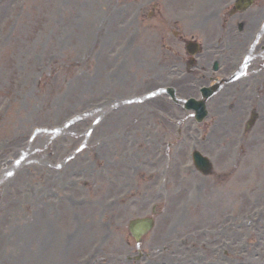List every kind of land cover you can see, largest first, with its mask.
<instances>
[{"label":"rangeland","instance_id":"374dc122","mask_svg":"<svg viewBox=\"0 0 264 264\" xmlns=\"http://www.w3.org/2000/svg\"><path fill=\"white\" fill-rule=\"evenodd\" d=\"M126 3L129 8L119 14L116 10L125 6V0L0 2V102L10 99V113L0 125V140L5 143L8 136L17 133L20 145L11 153L10 162L0 158V176L7 168L14 172L10 185L5 187L7 194L0 197V260H5L4 264H112L115 259L123 264H144L151 259L156 264H177L179 258L173 257L181 255L184 260H192L187 264H201L206 261L202 259L205 254L196 246L209 245L211 261L219 240H228L239 248V244H248L250 253L257 248L264 251V216L256 218L258 215L251 209L254 201H250L255 192L264 191V171L259 172L258 167L264 169V145L255 140L264 130V123L251 131L243 150H236L233 137L231 141L219 139V128L225 122L221 116L215 119L210 143L203 148L213 163L210 175L189 176L178 164L166 170L165 163L156 162L150 176H146L150 166L133 171L134 165L142 163L134 153L137 148L157 156L159 152L150 150L145 143L152 134L153 142L165 137L164 118L153 98H146L152 89L148 78L157 70L144 63L150 58L153 63V46L158 45L145 31L137 48L125 51L131 35L127 33L128 14L134 5L132 0ZM119 62L123 67L117 69L114 77L110 70ZM107 96L141 98V102L123 105L126 108L117 111L111 108L113 111L107 110L100 117L103 112L99 100ZM87 109L93 115L82 113ZM69 116L73 122L61 127ZM54 120L61 132L55 134L51 130V138H29L33 132L31 121L51 125ZM211 120L210 115L208 121ZM232 129L237 131L230 122L229 133ZM60 133L65 137L58 139ZM239 151L241 156L235 163ZM35 152H40L38 158L34 157ZM161 152L163 157L172 155L171 150ZM248 153L251 159L243 163ZM122 156L127 158L125 166L120 163ZM175 156L181 164L187 162L186 149ZM29 157L35 160L25 165L38 162L45 167L40 176L38 166L39 188L35 185V197L30 195L31 198L22 183L33 178L18 168ZM101 164L110 166V178L100 174ZM123 168H129L128 174ZM159 168L167 171L160 194L164 190L167 193L169 184L180 188L182 202L178 196L159 200L154 196L152 185ZM123 178L129 179L133 188H139V196L114 208ZM77 183L79 189L75 188ZM227 192H232L229 197ZM37 200L38 222L31 219L32 212L27 210L28 203ZM154 205L159 212L157 230L172 228L157 237L155 229L144 242V251L149 255L130 263L135 251L125 229L127 220L148 214ZM38 226L36 237H29L24 231ZM249 230L254 240H247L245 234H250ZM189 240L195 241V247ZM228 251L226 257L231 255ZM157 252L162 253L156 256ZM179 261L183 264L182 259Z\"/></svg>","mask_w":264,"mask_h":264},{"label":"bare ground","instance_id":"6f19581e","mask_svg":"<svg viewBox=\"0 0 264 264\" xmlns=\"http://www.w3.org/2000/svg\"><path fill=\"white\" fill-rule=\"evenodd\" d=\"M8 148V147H6ZM29 209L31 210L32 212V216H31V219L38 222V216H39V213H40V208H39V204L38 203H32V204H29L28 205ZM23 228H24V224L22 225ZM24 231L26 232V234L30 237V236H36V231H38V227L36 229H32V230H25ZM202 250L204 253H208L209 252V247L208 246H202ZM184 256V255H182ZM112 264H123L122 262H120L119 259H115Z\"/></svg>","mask_w":264,"mask_h":264},{"label":"snow or ice","instance_id":"6c2138e0","mask_svg":"<svg viewBox=\"0 0 264 264\" xmlns=\"http://www.w3.org/2000/svg\"><path fill=\"white\" fill-rule=\"evenodd\" d=\"M10 174V173H9Z\"/></svg>","mask_w":264,"mask_h":264}]
</instances>
